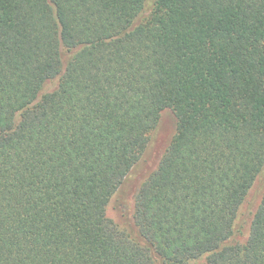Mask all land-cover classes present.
Segmentation results:
<instances>
[{
  "label": "trees",
  "instance_id": "16d2710c",
  "mask_svg": "<svg viewBox=\"0 0 264 264\" xmlns=\"http://www.w3.org/2000/svg\"><path fill=\"white\" fill-rule=\"evenodd\" d=\"M262 179L264 0H0V264H264Z\"/></svg>",
  "mask_w": 264,
  "mask_h": 264
},
{
  "label": "rangeland",
  "instance_id": "374dc122",
  "mask_svg": "<svg viewBox=\"0 0 264 264\" xmlns=\"http://www.w3.org/2000/svg\"><path fill=\"white\" fill-rule=\"evenodd\" d=\"M175 131V121L171 113L163 114L162 123L155 133V136L148 148V151L142 162L136 167L130 178L127 179L124 186L112 198L107 209V216L116 224L121 225L124 215L130 214L133 206V194L139 188L146 177L154 171L163 155L165 149L171 142V138ZM264 184V179L258 181L255 188L250 193L248 202L250 204L259 203V192H261ZM241 219L244 218L246 209H243ZM240 223V222H239Z\"/></svg>",
  "mask_w": 264,
  "mask_h": 264
}]
</instances>
